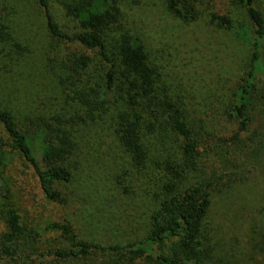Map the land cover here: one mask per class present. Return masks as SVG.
<instances>
[{
    "label": "trees",
    "instance_id": "16d2710c",
    "mask_svg": "<svg viewBox=\"0 0 264 264\" xmlns=\"http://www.w3.org/2000/svg\"><path fill=\"white\" fill-rule=\"evenodd\" d=\"M55 1L66 27L52 1L32 0L60 53L47 59L46 71L59 66L56 84L71 92L79 115H56L42 126L0 97V264H240L221 236L227 220L251 211L226 201L248 184L240 155L264 142V13L258 0H230L242 13L239 20L209 10L211 0H153L174 25L192 33L201 24L210 32L233 27V38L247 44L242 71H220L208 81L210 75L197 71L174 75L188 61H175L169 43H148L127 0ZM193 86L199 96L189 95ZM2 87L0 94L9 97ZM107 136L127 163V179L114 171L113 186L118 195L140 198L145 233L103 245L81 238L63 220L48 224L57 231L51 245L29 238L1 177L6 161L28 170L44 199L63 207L73 192L64 160L82 141L101 144ZM254 171L264 184V166Z\"/></svg>",
    "mask_w": 264,
    "mask_h": 264
},
{
    "label": "rangeland",
    "instance_id": "374dc122",
    "mask_svg": "<svg viewBox=\"0 0 264 264\" xmlns=\"http://www.w3.org/2000/svg\"><path fill=\"white\" fill-rule=\"evenodd\" d=\"M50 1L57 21L66 27L60 7L55 0ZM152 2L127 0L130 7L133 5L129 13L135 20V26L148 38V43H169L176 53L175 61H188L184 71L178 68L174 75H195L194 71H197L200 75H210L211 78H205L208 81L220 71H224L222 75H236L243 70L248 47L233 38V27L210 32L209 27L201 24L192 33L189 28L174 25L165 17L159 4ZM258 3L264 13V0H258ZM124 6L128 9L126 4ZM207 7L218 13L229 12L233 20L243 18L242 13L233 11L230 0H211ZM217 40L219 43L216 44ZM55 44L46 34L41 9L32 0H0V85L10 90L9 97L4 93L0 97L4 100L2 103L17 115L19 112L30 114L42 126L44 121L54 123L51 118L56 115L61 119L79 115V104L70 99L71 92H60L56 84L53 75L59 66L46 71L47 59L60 55L58 49L53 50ZM226 70L229 72L225 73ZM191 91L199 96L201 89L193 86L188 91L189 95ZM193 100L199 101L198 98ZM260 139H264V134ZM31 140L38 156L39 139L34 137ZM110 145L108 136L101 144L82 141L64 160V165L72 173L73 182L68 188L73 192L68 193L69 200L63 207L44 199L28 170L14 161H6L1 168V177L8 188L9 203L16 210L29 238H39L38 243L43 247L51 245V239H57V231L50 229L48 224L65 221L76 229L81 238L103 245L114 240L137 239L145 233L146 224L142 216L145 208H141L140 198L130 193L129 196L118 195L117 189L120 188L113 186L114 171L127 179V163ZM240 157L243 168L248 171L244 173L247 180L243 181H248V184L228 195L226 204L234 203L240 210L245 209L244 205H250L251 211L227 220L222 227L221 238L238 263L264 264V184L260 173L254 171L264 166V142ZM83 186L84 191H79ZM251 190H254V196ZM81 192L84 195L79 194ZM2 229L4 227L0 224V231Z\"/></svg>",
    "mask_w": 264,
    "mask_h": 264
}]
</instances>
